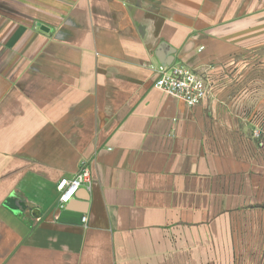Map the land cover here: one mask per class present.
Masks as SVG:
<instances>
[{"label": "crops", "instance_id": "1", "mask_svg": "<svg viewBox=\"0 0 264 264\" xmlns=\"http://www.w3.org/2000/svg\"><path fill=\"white\" fill-rule=\"evenodd\" d=\"M160 52L205 102L154 87ZM254 126L264 0H0V264L230 262ZM83 164L91 188L61 208Z\"/></svg>", "mask_w": 264, "mask_h": 264}, {"label": "rangeland", "instance_id": "2", "mask_svg": "<svg viewBox=\"0 0 264 264\" xmlns=\"http://www.w3.org/2000/svg\"><path fill=\"white\" fill-rule=\"evenodd\" d=\"M259 55L253 59L254 82L251 101L246 108L255 113L254 122L260 123L259 112L262 110L260 86ZM257 92L258 95H255ZM243 107V106H242ZM241 108V107H240ZM243 109V108H242ZM247 157L252 161V196L235 199L236 213L230 217V229L220 230L222 244L225 238L227 246L221 247V254L227 252L233 260L220 261L219 264H264V127L254 126L251 133L247 132ZM249 139L251 142H249Z\"/></svg>", "mask_w": 264, "mask_h": 264}, {"label": "built area", "instance_id": "3", "mask_svg": "<svg viewBox=\"0 0 264 264\" xmlns=\"http://www.w3.org/2000/svg\"><path fill=\"white\" fill-rule=\"evenodd\" d=\"M154 87L172 97L181 99L187 106L195 107L205 102L209 96L211 87L208 79L194 70L181 65H162L158 69V78ZM92 179L89 168L83 164L79 172L71 178H61L56 186L58 192V204L66 208L73 200L77 199L80 190L91 188ZM87 216H82L85 224Z\"/></svg>", "mask_w": 264, "mask_h": 264}, {"label": "water", "instance_id": "4", "mask_svg": "<svg viewBox=\"0 0 264 264\" xmlns=\"http://www.w3.org/2000/svg\"><path fill=\"white\" fill-rule=\"evenodd\" d=\"M43 30H46V28H42ZM171 56V55H169ZM158 57L160 59V63L162 65H171L173 63L174 60L168 58L167 56H164L162 52L158 53Z\"/></svg>", "mask_w": 264, "mask_h": 264}]
</instances>
